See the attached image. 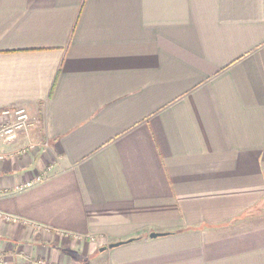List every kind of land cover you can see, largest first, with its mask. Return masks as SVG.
Masks as SVG:
<instances>
[{
    "label": "crops",
    "instance_id": "obj_1",
    "mask_svg": "<svg viewBox=\"0 0 264 264\" xmlns=\"http://www.w3.org/2000/svg\"><path fill=\"white\" fill-rule=\"evenodd\" d=\"M17 107L6 264H264V0H0Z\"/></svg>",
    "mask_w": 264,
    "mask_h": 264
},
{
    "label": "built area",
    "instance_id": "obj_2",
    "mask_svg": "<svg viewBox=\"0 0 264 264\" xmlns=\"http://www.w3.org/2000/svg\"><path fill=\"white\" fill-rule=\"evenodd\" d=\"M31 125L29 114L23 107L4 109L0 111V139L4 142L13 143L18 139L19 132L26 130ZM36 143H29L18 149V153L25 154L28 150L35 148ZM4 158L0 154V159ZM54 165L49 164L43 173H37L29 180L16 186L15 191H23L43 182L47 177L46 172L52 171ZM8 218V217H7ZM10 218V217H9ZM8 218V219H9ZM0 264H6L5 255L0 251Z\"/></svg>",
    "mask_w": 264,
    "mask_h": 264
},
{
    "label": "water",
    "instance_id": "obj_3",
    "mask_svg": "<svg viewBox=\"0 0 264 264\" xmlns=\"http://www.w3.org/2000/svg\"><path fill=\"white\" fill-rule=\"evenodd\" d=\"M166 233H162V232H151L150 234H149V236L150 237H157V236H160L161 237V235H165ZM122 242H120V241H117V242H110L107 246H102V247H100L99 248V251H103L104 249H106L107 247L108 248H112V247H116V246H118V245H120Z\"/></svg>",
    "mask_w": 264,
    "mask_h": 264
},
{
    "label": "rangeland",
    "instance_id": "obj_4",
    "mask_svg": "<svg viewBox=\"0 0 264 264\" xmlns=\"http://www.w3.org/2000/svg\"><path fill=\"white\" fill-rule=\"evenodd\" d=\"M10 246H11V244L10 245L8 244V247H10Z\"/></svg>",
    "mask_w": 264,
    "mask_h": 264
}]
</instances>
